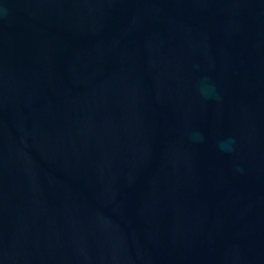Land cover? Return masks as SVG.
Segmentation results:
<instances>
[{
  "label": "water",
  "instance_id": "95a60500",
  "mask_svg": "<svg viewBox=\"0 0 264 264\" xmlns=\"http://www.w3.org/2000/svg\"><path fill=\"white\" fill-rule=\"evenodd\" d=\"M0 264H264V0H0Z\"/></svg>",
  "mask_w": 264,
  "mask_h": 264
}]
</instances>
